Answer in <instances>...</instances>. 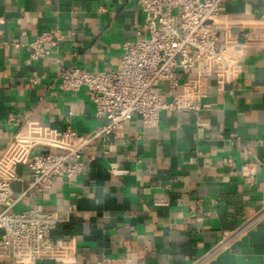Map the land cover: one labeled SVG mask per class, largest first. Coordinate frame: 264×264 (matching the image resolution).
<instances>
[{
  "label": "crops",
  "instance_id": "1",
  "mask_svg": "<svg viewBox=\"0 0 264 264\" xmlns=\"http://www.w3.org/2000/svg\"><path fill=\"white\" fill-rule=\"evenodd\" d=\"M263 14L264 0H225L222 18L233 22L220 37L244 43L245 54L233 85L212 83L209 109L163 110L152 126L133 113L85 151L83 173L38 194L61 219L53 236H76L77 264H264V31L252 25ZM0 19V149L26 119L99 129L105 119L86 90L62 89L60 71L116 69L124 43L145 36L138 0H0ZM55 28L63 38L49 58L11 45ZM19 171L17 190L28 179Z\"/></svg>",
  "mask_w": 264,
  "mask_h": 264
},
{
  "label": "built area",
  "instance_id": "2",
  "mask_svg": "<svg viewBox=\"0 0 264 264\" xmlns=\"http://www.w3.org/2000/svg\"><path fill=\"white\" fill-rule=\"evenodd\" d=\"M138 2L144 13L145 36L124 43L116 69L92 72L71 65L60 71V87L85 89L96 116L105 123L90 135H82L72 128L58 130L26 119L0 149V264H38L46 259L77 264L76 236H53L61 219L45 208L38 194L58 177L71 179L83 173L85 151L93 142L123 129L133 113L141 115L147 126L156 125L163 110L197 114L212 106L213 82L225 91L239 78L245 44L220 37L233 22L222 18L225 0ZM252 25L263 32L264 14ZM62 38L55 28L28 43L15 38L11 45L28 47L31 59L38 61L49 58ZM20 166L25 167L28 179L17 190L15 184L24 182ZM241 172L252 183L256 165L244 163ZM26 200L30 202L22 206Z\"/></svg>",
  "mask_w": 264,
  "mask_h": 264
}]
</instances>
